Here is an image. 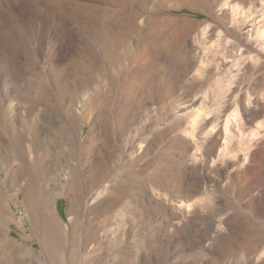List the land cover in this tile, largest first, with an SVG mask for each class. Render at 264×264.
Listing matches in <instances>:
<instances>
[{"label": "rangeland", "instance_id": "1", "mask_svg": "<svg viewBox=\"0 0 264 264\" xmlns=\"http://www.w3.org/2000/svg\"><path fill=\"white\" fill-rule=\"evenodd\" d=\"M0 175V264H264V0H0Z\"/></svg>", "mask_w": 264, "mask_h": 264}, {"label": "bare ground", "instance_id": "2", "mask_svg": "<svg viewBox=\"0 0 264 264\" xmlns=\"http://www.w3.org/2000/svg\"><path fill=\"white\" fill-rule=\"evenodd\" d=\"M147 55V54H146ZM85 93H87V92H85ZM85 93H83V94H85ZM83 96V95H82ZM227 130V129H226ZM11 136H10V139H11V142H12V145L14 146V148L16 149V151H17V154L16 155H13L12 156V158L11 159H13V158H18L19 160H21V162H23V164H25L26 166L28 165V164H26L27 163V158H26V151H25V149L23 148V146L21 145L22 144V142L23 141H25V140H28V141H30L31 142V144H32V146L33 147H36L37 145H39L40 144V141L38 140V138L35 136V135H27V134H25V133H19V132H13L12 131V134L11 133H9ZM29 146V145H28ZM41 146V145H40ZM224 146H226V145H224ZM226 148V147H225ZM64 154V152H60V155H63ZM58 156V157H56L57 158V160L55 159V162L57 163V164H59V165H61V166H63L64 167V162H63V157H61V156ZM50 153L48 152V151H45L44 152V154L42 153V154H40V155H38L35 159H36V161H35V164L33 165H31L30 164V167L32 166L33 168H35L36 166L35 165H37V163H38V168H40V170L42 171V174H43V176H42V178H47V174H48V171H49V168H50V165L51 164H54V160H50L49 158H50ZM8 158V157H7ZM66 158H67V156H66ZM47 159H49L50 161H51V163H49V164H47L48 162H47ZM8 161H11L10 159L8 160ZM7 161V163H9ZM66 162V161H65ZM56 165V164H55ZM52 166V165H51ZM9 167V166H8ZM30 167H28V168H30ZM31 167V168H32ZM55 167V166H54ZM60 167V166H59ZM7 170V169H6ZM39 171V170H38ZM70 172V171H69ZM40 173V172H39ZM41 174V175H42ZM52 174V173H51ZM50 174V175H51ZM68 174V173H67ZM5 175H7V174H5ZM71 175V174H70ZM58 176V175H57ZM0 177H1V175H0ZM7 177V176H6ZM43 179V180H44ZM51 179H52V177H51ZM54 179V178H53ZM53 179H52V181H53ZM55 180V179H54ZM58 180V179H57ZM35 181H37V180H35ZM56 181V180H55ZM60 181V180H59ZM39 182V181H38ZM37 182V185L39 184ZM31 183V182H30ZM29 183V184H30ZM35 183V182H34ZM43 183V182H42ZM47 183V182H46ZM45 183V184H46ZM49 183V182H48ZM51 183V182H50ZM29 184H25V185H23L21 188H20V190H18L17 191V195L16 196H18V192H21L22 194H23V196H24V199L26 200V199H28V198H30L31 200H32V202L34 203V206L36 207V209L38 208L40 211H41V213H43V226L46 228V229H49L50 231H51V227H50V218L48 217V215L49 214H47V213H49L51 210L50 209H52V206H51V201H50V199H46V197L48 196H45V197H43L44 196V194L42 195H38L39 193H40V191L39 192H37V194L35 193V192H33L32 191V186H30ZM41 184V183H40ZM54 184V183H53ZM74 185H75V181H74V179L72 178V179H70V183H69V186H68V188H66V193L65 194H67L68 195V197H69V199H70V201H69V206H70V202L73 200V199H75L76 198V196L75 195H78L77 194V192H75L74 191ZM15 186V185H14ZM66 186V187H67ZM60 187V186H59ZM59 187H57V188H59ZM35 189H36V187H34ZM56 188V187H55ZM54 188V189H55ZM61 188V187H60ZM59 188V189H60ZM63 188V187H62ZM40 189V188H39ZM48 189V188H47ZM37 190V189H36ZM65 190V189H64ZM44 191V190H43ZM47 191V190H46ZM51 191V190H50ZM55 191V190H54ZM63 192V191H62ZM48 193V192H47ZM46 193V194H47ZM59 193V192H58ZM49 194H50V192H49ZM62 194V193H61ZM64 195V194H63ZM91 195V194H90ZM81 197V196H80ZM90 197V196H89ZM88 197V198H89ZM92 197V196H91ZM49 198V197H48ZM82 201V200H81ZM32 203V204H33ZM53 203V202H52ZM74 206H71L70 208H73L74 207V209H75V201H74V204H73ZM77 207V206H76ZM69 208V209H70ZM79 208L80 207H78V208H76L77 210H79ZM71 210V209H70ZM76 210V211H77ZM73 211V210H72ZM80 211H81V209H80ZM75 213V212H74ZM78 213V212H77ZM76 213V215L78 216V214ZM45 215H46V217H45ZM51 215V214H50ZM50 233V232H49Z\"/></svg>", "mask_w": 264, "mask_h": 264}]
</instances>
